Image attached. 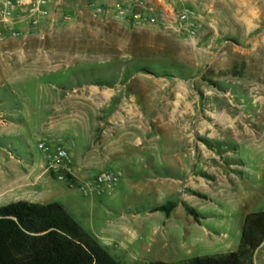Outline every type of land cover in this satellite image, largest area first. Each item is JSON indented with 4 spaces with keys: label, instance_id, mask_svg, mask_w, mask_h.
<instances>
[{
    "label": "rangeland",
    "instance_id": "374dc122",
    "mask_svg": "<svg viewBox=\"0 0 264 264\" xmlns=\"http://www.w3.org/2000/svg\"><path fill=\"white\" fill-rule=\"evenodd\" d=\"M146 1L155 22L95 15L84 0L54 4L36 26L0 13V206L59 202L90 233L127 205L182 204L202 222L219 165L250 137L241 122L257 117L249 128L264 140V0ZM108 140L131 160L109 159ZM155 141L186 156L189 172L153 160L142 170L140 148ZM60 147L68 169L51 167ZM107 171L118 177L111 195L82 190ZM197 242L162 258L213 252Z\"/></svg>",
    "mask_w": 264,
    "mask_h": 264
},
{
    "label": "crops",
    "instance_id": "0c3cea01",
    "mask_svg": "<svg viewBox=\"0 0 264 264\" xmlns=\"http://www.w3.org/2000/svg\"><path fill=\"white\" fill-rule=\"evenodd\" d=\"M74 2L78 6V0H68L71 5ZM261 108L259 106L257 111ZM250 120L241 122L248 129L245 135L250 137L242 133L237 152L227 153L224 162L219 165L224 174L219 176L214 186L209 187L211 200L203 207L202 222L188 215L182 204L170 212L152 211L144 205L135 210L137 207L127 205L118 216L107 218L100 228L94 227L92 234L109 253L126 264L147 263L159 258L166 261L162 257L168 256V251L173 255L189 247L200 246L199 240L203 243L201 246L213 250L207 255L237 250L246 215L264 210V140L254 136L249 128L252 123L259 122L257 117ZM115 143L108 140L105 145L114 151L109 159L129 162L131 159L125 149L115 147ZM152 149L154 152H147L146 145L140 148L138 161H144L142 170L151 171L147 161L153 160L155 170L170 167L189 172V166L184 163L188 158L175 152L174 146L165 148L155 141ZM162 151L169 153L164 155ZM118 167L125 165L118 163ZM209 167L216 171L215 166ZM221 224L226 228H222ZM258 257L260 262L264 259V242L255 253L254 264H258Z\"/></svg>",
    "mask_w": 264,
    "mask_h": 264
},
{
    "label": "trees",
    "instance_id": "16d2710c",
    "mask_svg": "<svg viewBox=\"0 0 264 264\" xmlns=\"http://www.w3.org/2000/svg\"><path fill=\"white\" fill-rule=\"evenodd\" d=\"M174 205L158 209L170 211ZM264 242V210L248 213L237 250L177 262L131 264H254ZM0 264H126L116 259L59 202L19 200L0 206Z\"/></svg>",
    "mask_w": 264,
    "mask_h": 264
},
{
    "label": "built area",
    "instance_id": "2783aa9c",
    "mask_svg": "<svg viewBox=\"0 0 264 264\" xmlns=\"http://www.w3.org/2000/svg\"><path fill=\"white\" fill-rule=\"evenodd\" d=\"M64 0H0V13L6 18H12L16 15H24L31 19V26H36L51 13L54 4ZM87 6L95 15L112 13L116 18L121 20H133L138 24L145 22H155L156 17L153 15L154 7L146 0H133L131 3L127 0H84ZM190 10L181 12L178 18L185 21L189 17ZM17 35V31H13ZM70 162L69 152L66 148L60 147L52 156L51 167L57 170L68 169ZM60 179H66L67 174H59ZM118 177L111 171L100 174L95 180V187H82L85 193L95 192L100 195H111Z\"/></svg>",
    "mask_w": 264,
    "mask_h": 264
}]
</instances>
